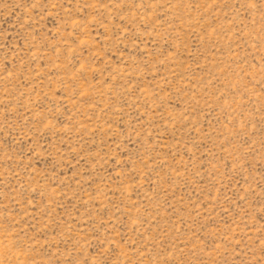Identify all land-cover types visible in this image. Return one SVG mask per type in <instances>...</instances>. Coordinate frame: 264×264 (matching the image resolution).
Wrapping results in <instances>:
<instances>
[{"label":"rangeland","instance_id":"rangeland-1","mask_svg":"<svg viewBox=\"0 0 264 264\" xmlns=\"http://www.w3.org/2000/svg\"><path fill=\"white\" fill-rule=\"evenodd\" d=\"M0 264H264V0H0Z\"/></svg>","mask_w":264,"mask_h":264}]
</instances>
